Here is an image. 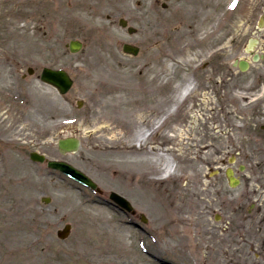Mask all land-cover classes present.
Wrapping results in <instances>:
<instances>
[{
  "label": "rangeland",
  "instance_id": "rangeland-1",
  "mask_svg": "<svg viewBox=\"0 0 264 264\" xmlns=\"http://www.w3.org/2000/svg\"><path fill=\"white\" fill-rule=\"evenodd\" d=\"M162 5L0 0V264H264V207L245 220L243 239L232 238L243 233L235 218L264 205V151L231 164V116L264 117V0ZM44 68L66 70L71 91L42 84ZM68 137L81 147L61 154L57 142ZM33 153L71 164L101 195ZM240 166L233 189L225 171ZM112 192L134 216L109 201ZM66 225L72 233L60 240Z\"/></svg>",
  "mask_w": 264,
  "mask_h": 264
},
{
  "label": "water",
  "instance_id": "water-1",
  "mask_svg": "<svg viewBox=\"0 0 264 264\" xmlns=\"http://www.w3.org/2000/svg\"><path fill=\"white\" fill-rule=\"evenodd\" d=\"M170 1V0H165ZM120 25L123 28L127 27V22L125 20L120 21ZM129 34L135 33V30L132 28L128 29ZM82 44L80 42H71L69 44V49L72 53H77L81 50ZM123 51L126 54H131L133 56H136L139 53V49L130 45H124ZM239 67L242 71H246L249 67L248 63L240 62ZM29 73L32 74V71L29 70ZM42 82L54 87L56 90L59 91L60 94L64 95L66 94L73 85V80L70 78V76L62 70H51V69H44L42 76H41ZM80 148V141L77 138H66L61 139L58 142V149L62 154L66 153H74L77 152ZM31 159L38 163H44L46 161L45 156L33 153L31 155ZM48 168L59 171L69 178L75 180L76 182L80 183L81 185L90 188L92 190H96L97 186L96 184L89 179L85 174L74 168L73 166L60 161H48L47 162ZM230 186L235 187L238 185L237 180L233 177V171L228 170L226 173ZM111 201L116 204L117 206L121 207L123 211L132 212V207L129 202H127L124 198L119 196L116 193H112L110 195ZM46 203H49V200L44 199L43 200ZM71 233V226H66L63 230L58 232V237L61 240H65L69 237Z\"/></svg>",
  "mask_w": 264,
  "mask_h": 264
},
{
  "label": "flooded vegetation",
  "instance_id": "flooded-vegetation-1",
  "mask_svg": "<svg viewBox=\"0 0 264 264\" xmlns=\"http://www.w3.org/2000/svg\"><path fill=\"white\" fill-rule=\"evenodd\" d=\"M71 6H73V2L68 3V7L70 8ZM239 90V89H238ZM244 99H248L249 102H247L248 104H250V100H251V93L250 91H245L243 94ZM234 106V102L231 101V107ZM238 120V123L236 124V121ZM262 123L261 127H258V124ZM234 125H238L239 126V140L238 142H236V138H234L235 136V126ZM252 128H256L259 129L260 131H264V117H251V116H238L237 118L232 117L231 116V156L234 157V164L237 162V159L243 155H245L248 152H252V154H261L264 151V138H258V137H251L252 134H245V133H241L242 130H252ZM254 138V139H253ZM256 151L253 152V150ZM251 150V151H250ZM264 154V153H263ZM246 171L245 167L240 166L239 168L235 169V176L237 178H239V180L242 182V176L244 175ZM240 172V173H239ZM251 194H248L247 197L245 198H251ZM243 199V198H242ZM234 200V198L231 197V201ZM251 200V199H250ZM261 200V199H260ZM251 208L250 210H248L247 213L243 214L240 213L242 218H235L236 220V224L239 225L242 230L243 229H247V224H245V220H251L248 217H253V215L256 214V212H259L260 210L263 209L264 205L261 202H257L256 203H252L250 204ZM234 215V213H233ZM244 216V218H243ZM261 225L264 226V215L262 216V221L260 222ZM236 227V226H235ZM234 220L233 223H231V235H233L232 231H234ZM246 236V231L243 230V233H237L235 236H232V238H239V240L243 239V237L241 235ZM263 242V255L262 257H264V237L262 239ZM261 242V243H262ZM235 249V248H233ZM264 260V259H263ZM237 264V263H236Z\"/></svg>",
  "mask_w": 264,
  "mask_h": 264
},
{
  "label": "bare ground",
  "instance_id": "bare-ground-1",
  "mask_svg": "<svg viewBox=\"0 0 264 264\" xmlns=\"http://www.w3.org/2000/svg\"><path fill=\"white\" fill-rule=\"evenodd\" d=\"M252 48H254V43L253 42L250 43V45L248 47V51L252 50ZM138 153H139V155H141L142 152H138Z\"/></svg>",
  "mask_w": 264,
  "mask_h": 264
},
{
  "label": "snow or ice",
  "instance_id": "snow-or-ice-1",
  "mask_svg": "<svg viewBox=\"0 0 264 264\" xmlns=\"http://www.w3.org/2000/svg\"><path fill=\"white\" fill-rule=\"evenodd\" d=\"M233 6H235V5H233Z\"/></svg>",
  "mask_w": 264,
  "mask_h": 264
}]
</instances>
